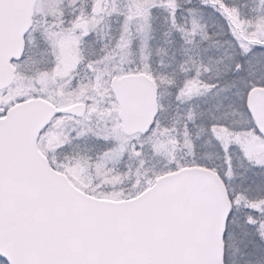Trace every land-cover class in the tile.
Masks as SVG:
<instances>
[{"label": "snow or ice", "instance_id": "obj_1", "mask_svg": "<svg viewBox=\"0 0 264 264\" xmlns=\"http://www.w3.org/2000/svg\"><path fill=\"white\" fill-rule=\"evenodd\" d=\"M0 264H264V0H0Z\"/></svg>", "mask_w": 264, "mask_h": 264}]
</instances>
